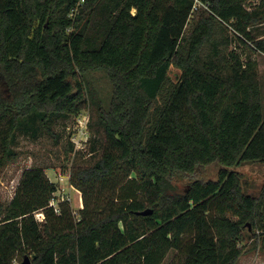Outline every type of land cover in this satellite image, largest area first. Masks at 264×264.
<instances>
[{
	"label": "trees",
	"instance_id": "1",
	"mask_svg": "<svg viewBox=\"0 0 264 264\" xmlns=\"http://www.w3.org/2000/svg\"><path fill=\"white\" fill-rule=\"evenodd\" d=\"M80 1L0 0V175L19 131L78 115L95 74L107 88L90 102L101 156L71 167L79 217L50 205L45 168L25 169L0 198V264H162L171 250L169 264H236L249 220L264 237V183L238 169L264 173V84L242 49L264 54V0ZM214 163L216 178L180 188Z\"/></svg>",
	"mask_w": 264,
	"mask_h": 264
},
{
	"label": "rangeland",
	"instance_id": "2",
	"mask_svg": "<svg viewBox=\"0 0 264 264\" xmlns=\"http://www.w3.org/2000/svg\"><path fill=\"white\" fill-rule=\"evenodd\" d=\"M258 30H264V23L259 25V27H254L252 31L256 33ZM238 42L233 43L230 50L236 48V46L241 48L242 46ZM242 49H245V51L250 53L258 61L259 71L264 84V67H261V64L264 63V56H261L258 52H251L246 47ZM169 75L171 80L175 82L181 75V69L172 66ZM95 80L99 85L96 86L94 85L95 82H91L89 89L93 97H90L88 100L89 103L87 102V105L78 115L73 114L68 117H55L51 123L52 132L47 131L42 125L36 134L32 132H18L15 143L18 157L10 162L0 175V198L3 203H9L15 195L20 177L25 169L30 167H43L51 181L57 185V191L54 195L55 203L59 204L61 201H67L71 205L76 217H79V211L84 207V200L82 192L70 182L71 167L76 163L83 165L94 164L101 156L103 139L97 130H90L89 127L85 131V137H89L87 145L84 148H78L74 145L73 151L69 149L70 142L75 144V135L78 140L85 138L79 137L80 126H78V122L80 116H88L90 124V102L92 99L98 100L100 95L101 97L106 96V82L97 74H95ZM94 87H98L99 90H95ZM91 135H94L92 142L90 141ZM219 168L220 165L217 163L198 167L193 175L181 183L180 188H186L193 178H216ZM238 169L243 173L244 186L252 187V191L264 183V173L259 172L262 170L260 165L253 164V162H245ZM43 216L44 214L41 211L37 212L38 219H41ZM247 225L244 229V238L241 240L243 253L236 264H264V237L260 235V230H257L253 226L251 220L248 221ZM175 254L176 250H171L162 264H169ZM22 260L23 255L17 259L18 262L16 264Z\"/></svg>",
	"mask_w": 264,
	"mask_h": 264
},
{
	"label": "built area",
	"instance_id": "3",
	"mask_svg": "<svg viewBox=\"0 0 264 264\" xmlns=\"http://www.w3.org/2000/svg\"><path fill=\"white\" fill-rule=\"evenodd\" d=\"M84 1L85 0H81L79 2V4L83 3ZM201 6H204V7L208 8V5L207 4H204L200 0H195L194 9H197V8H199ZM76 10H77V8L75 9V11ZM75 11H74V13H75ZM88 125H89V118H88V116H86V115L80 116L79 122H78V126H80V129H79V137H85V131L89 128ZM88 141H89V137H85V138L80 139V140L76 139V135L74 137V142H75L74 145H76L78 148H84L87 145V142ZM50 205L53 206L56 211H60L59 204H56L55 203V197L51 200ZM43 218H44V216L40 220H42Z\"/></svg>",
	"mask_w": 264,
	"mask_h": 264
},
{
	"label": "water",
	"instance_id": "4",
	"mask_svg": "<svg viewBox=\"0 0 264 264\" xmlns=\"http://www.w3.org/2000/svg\"><path fill=\"white\" fill-rule=\"evenodd\" d=\"M151 212H152V210L148 208L144 211H141L140 213L146 215V214H149ZM18 264H33L32 263V257L30 255H25L24 259L21 262H19Z\"/></svg>",
	"mask_w": 264,
	"mask_h": 264
},
{
	"label": "crops",
	"instance_id": "5",
	"mask_svg": "<svg viewBox=\"0 0 264 264\" xmlns=\"http://www.w3.org/2000/svg\"><path fill=\"white\" fill-rule=\"evenodd\" d=\"M260 55H261V56H262V55L264 56V54H261V53H260ZM261 67H264V63L261 64ZM261 73H262V72H261Z\"/></svg>",
	"mask_w": 264,
	"mask_h": 264
}]
</instances>
